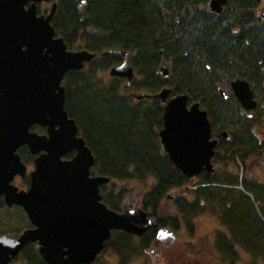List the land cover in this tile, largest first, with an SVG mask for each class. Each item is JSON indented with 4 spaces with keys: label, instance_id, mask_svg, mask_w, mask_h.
Returning a JSON list of instances; mask_svg holds the SVG:
<instances>
[{
    "label": "trees",
    "instance_id": "trees-1",
    "mask_svg": "<svg viewBox=\"0 0 264 264\" xmlns=\"http://www.w3.org/2000/svg\"><path fill=\"white\" fill-rule=\"evenodd\" d=\"M82 1L85 22L77 8ZM263 4L264 0H230L232 11L225 17L210 14L208 0H59L52 20L55 34L69 49L83 43L98 56L82 71L68 72L62 84L65 111L95 159L91 174L109 178L110 188H120L102 186V202L119 213L130 186L140 185L141 208L155 217L159 227L172 230L177 218L169 222V216L161 213L169 192L177 193L182 218L197 215L205 203L225 230L215 237L216 253L231 264L240 260L241 253L251 264H264V183L247 175V162L264 157V18L258 13ZM92 31L98 38L91 36ZM109 50L130 56L137 78L133 92L155 94L169 88L172 95L185 94L206 110L213 127L228 132L214 154L215 172L197 176L192 201L185 200L192 179L174 167L159 142L163 108L157 101L134 100L124 92L121 79L107 76L122 61L117 55L100 56ZM161 59L171 66L166 79L157 75ZM235 79L246 80L259 94L253 118L240 123L234 122L239 105L223 101L219 94ZM18 152L24 163L31 164L26 147ZM2 211L9 210L0 198ZM23 220L26 227L21 232L31 228ZM21 232L15 231L17 236ZM154 241V229L140 239L112 232L94 264H100L104 253L115 256V264H134ZM18 257L24 264H46L34 244Z\"/></svg>",
    "mask_w": 264,
    "mask_h": 264
},
{
    "label": "water",
    "instance_id": "water-1",
    "mask_svg": "<svg viewBox=\"0 0 264 264\" xmlns=\"http://www.w3.org/2000/svg\"><path fill=\"white\" fill-rule=\"evenodd\" d=\"M50 0H0V198L6 208H21L31 225L17 237L0 234V264H10L30 244L46 264H93L112 232L141 237L156 226L154 219L139 207L112 211L103 202L100 188L110 183L103 176H91L95 159L79 136L75 121L65 111V74L82 71L96 55L87 50L68 51L56 37L52 20L57 5L46 16L37 6ZM230 0H209L213 13H221ZM85 1L78 5L82 21H87ZM96 38V31L91 33ZM123 61L108 71L111 78L134 79L128 54L109 50ZM164 79L168 76L160 72ZM230 88L245 111L256 107L253 91L244 80H234ZM163 88L154 95L134 94L137 100L158 99L165 104L163 127L159 132L162 151L180 173L194 178L215 172L211 160L217 140L211 139V124L199 103L189 105L185 94L171 95ZM226 90L219 94L226 99ZM34 126L45 134L32 131ZM226 139L227 134L221 133ZM26 146L34 156L28 173L29 187L19 190L14 184L24 178L27 167L18 150ZM74 154L66 159L69 154ZM175 194L166 196L173 200ZM174 233L161 228L156 242L169 248Z\"/></svg>",
    "mask_w": 264,
    "mask_h": 264
},
{
    "label": "rangeland",
    "instance_id": "rangeland-1",
    "mask_svg": "<svg viewBox=\"0 0 264 264\" xmlns=\"http://www.w3.org/2000/svg\"><path fill=\"white\" fill-rule=\"evenodd\" d=\"M263 6L258 9V13L263 11ZM231 11V7L228 8L224 16L227 17ZM84 45L83 43L77 44L74 50H83ZM167 68L171 69L169 65ZM102 75L104 76V73L101 72L100 76ZM222 87L228 92L230 91L229 84H225ZM141 92L148 93L146 91ZM36 132L40 133L38 130H36ZM250 161L251 160L247 162V168L252 164ZM258 162V165L252 166V168L247 171V175L250 178L252 177L264 183V157L262 161ZM29 170H32V168ZM197 184V178L191 180L187 189L189 195L186 196L185 200L189 202L193 200L194 194L192 191L197 189ZM18 187H21V185H18ZM134 191L137 195L143 193L141 186H137V189ZM161 205L163 207V214L169 216V222L173 218H177L176 223L178 225L173 229L176 241L171 247L166 249L152 245L146 255L136 259L134 264H231L229 261L224 262L221 260L216 253L215 237L225 230L218 217H215L210 211L208 205L205 203L202 204L198 209V214L191 218H182V216L178 214L177 208L179 204L175 199L171 202L164 200ZM8 210V212L2 211L0 213V231L4 232V235L9 237H16L17 233H15V231L20 230L21 232V230L26 227L25 221L23 220V218H26L23 213L15 207ZM156 254L159 255L158 259L155 257ZM160 255L162 256L161 259ZM251 261L249 257L241 253L240 260L235 264H251ZM99 263L115 264L116 258L115 256H110V253H104L103 257L99 259Z\"/></svg>",
    "mask_w": 264,
    "mask_h": 264
},
{
    "label": "flooded vegetation",
    "instance_id": "flooded-vegetation-1",
    "mask_svg": "<svg viewBox=\"0 0 264 264\" xmlns=\"http://www.w3.org/2000/svg\"><path fill=\"white\" fill-rule=\"evenodd\" d=\"M208 2H209V0H208ZM53 3H56V5H57V8H58V5H59V0H50V1H48V2H43V3H40L37 7H38V9H39V14H41V15H44V16H46L47 15V13H48V9H49V7H50V5L51 4H53ZM229 3H230V1H229ZM229 5V4H228ZM226 6V7H224L223 8V10H222V12L221 13H219V14H217V13H213V12H211L210 10H209V7H208V10H209V13L210 14H213V15H215V16H221V15H225L226 14V10L229 8V6ZM208 6V5H207ZM41 10V11H40ZM57 10V9H56ZM191 11V10H190ZM262 16H263V18H264V11H262ZM96 38H98V36L96 37ZM75 47H76V44L71 48V49H69L67 46H66V48H67V50L68 51H74V49H75ZM77 50V49H76ZM100 56H101V54H100ZM161 56V55H160ZM98 57V56H97ZM96 57V58H97ZM102 57V56H101ZM122 61H123V58H122ZM121 61V62H122ZM127 61H128V63H129V65L133 68V66L131 65V63H130V56L128 55V58H127ZM167 63V61L166 60H164V59H161L160 60V62H159V67H158V70H157V75L160 77V78H162V79H164L163 77H161L160 76V72L161 73H163V74H165L166 72H167V70H168V76L166 77V78H168L169 77V75H170V71H171V69L170 68H167L168 67V65H169V67H171L170 66V64H168ZM133 70H134V68H133ZM134 73H135V70H134ZM135 75V74H134ZM165 78V79H166ZM121 80L125 83V79L124 78H121ZM235 80H237V79H235ZM240 80H243V79H240ZM137 81V78H136V75L134 76V79L132 80V82H131V84H130V86L128 87V88H125L124 89V92L126 93V94H128L130 97H132V95L133 94H135V92H133V88H132V85H133V83L134 82H136ZM234 81V80H233ZM244 81H246V80H244ZM232 82V81H231ZM231 82H230V84H231ZM247 82V81H246ZM248 83V82H247ZM230 84H229V88H230ZM249 84V83H248ZM125 86V85H124ZM249 87H250V89L253 91V94H254V100H255V102H256V107L253 109V110H251V111H245L243 108H242V106L240 105V103L238 102V100L235 98V96H234V94L232 93V91H231V88H230V91L228 92L225 88V90H226V99H223L222 97V100L223 101H234V102H236L238 105H239V107H240V109H239V111H238V120H234V122L235 123H240L241 121H243V119H246V120H251L252 118H253V114H254V111L256 110V108H257V106H258V93H257V91L255 90V89H253L252 87H251V85L249 84ZM264 87V86H263ZM162 89V88H161ZM160 89V90H161ZM159 90V91H160ZM262 93L264 94V88H263V90H262ZM221 96V95H220ZM133 98V97H132ZM230 99H232V100H230ZM144 100H146V101H157V102H159V104H160V106L163 108V112H164V107H165V104H162L158 99H144ZM195 103V102H194ZM191 104H193V102H191V101H189V105H191ZM199 105H200V103H199ZM200 109H202V110H204L202 107H201V105H200ZM206 111V110H205ZM207 117H208V115H207ZM208 120H209V117H208ZM163 121V120H162ZM209 122H210V120H209ZM211 124V123H210ZM163 127V126H162ZM36 130H38V131H40V133H38V132H36ZM32 131H34V132H36V133H38V134H40V135H42V134H45L46 132H45V129H43V128H40V127H34V128H32ZM222 132H225L226 134H227V138L226 139H222L221 138V133ZM228 136H229V134H228V132H226V131H223V130H221L219 127H217V125L215 126V127H213L212 125H211V139L212 140H217V146H216V148H215V151H214V154H215V152H216V149H217V147H218V145H219V140L220 139H222V140H227L228 139ZM26 146H24V147H22V148H25ZM27 148V147H26ZM27 150H28V148H27ZM28 152H29V150H28ZM17 153H19V152H17ZM29 155L32 157V162H31V164H29V163H24L23 161H22V159H21V161L23 162V164L27 167V174H26V176L24 177V178H21L20 176H16L15 178H14V181H13V184L19 189V190H26L28 187H29V176H28V173L31 171V170H29L30 168H32L33 169V160H34V156H32L30 153H29ZM70 155H72L71 157H69V158H72L73 156H74V154H70ZM20 156V155H19ZM21 158V157H20ZM69 158H66V159H69ZM262 161V160H261ZM211 163L213 164V166L215 167V162H214V156H213V158H212V160H211ZM258 161H254V162H252V164L247 168V171H249V169H251L252 168V166H255V165H258ZM241 170H242V167H241ZM91 176H92V174H91ZM18 185H21V187H18ZM110 186H111V183H109V185H107V187L109 188V190H112V191H115V190H117V191H119L120 190V188L119 187H115V188H110ZM137 186H140V185H137V184H134V185H132V187L130 186V189H132V191L131 192H129L125 197H124V200L122 201V204H121V211H123V210H125V209H135L136 207H139L140 209H141V203H142V199H143V195L144 194H139V195H137V194H135L134 192V190H136L137 189ZM116 191V192H117ZM177 195V194H176ZM177 196H175L174 197V199L176 198ZM173 199V200H174ZM166 200V199H165ZM173 200H166L167 202H171V201H173ZM161 208H162V212L161 213H163V207L161 206ZM120 211V212H121ZM147 213V218L148 219H154L155 220V222H156V226H154L153 228H151V229H154L155 230V241H154V246L156 247V246H159L160 248H162V249H166V248H164L161 244H159V243H157L156 242V234H157V231L159 230V229H161V228H165V229H169V230H171L173 233H174V231L171 229V228H169V227H159L158 226V224H157V221H156V219H155V217L154 216H152V215H149L148 214V212H146ZM161 213H158V215L159 216H162V214ZM128 235H131V234H128ZM132 237H134L135 239H140L141 237H136V236H134V235H131ZM35 245V244H34ZM36 247H37V245H35ZM171 247V246H170ZM154 250V249H153ZM149 251V250H148ZM151 254H152V252H151ZM19 256V255H18ZM16 257L14 260H12L11 261V263L10 264H24L23 262H21L20 260H19V257ZM155 257H157V259H158V257H159V255L158 254H156V256ZM162 258V256L160 255V259Z\"/></svg>",
    "mask_w": 264,
    "mask_h": 264
}]
</instances>
